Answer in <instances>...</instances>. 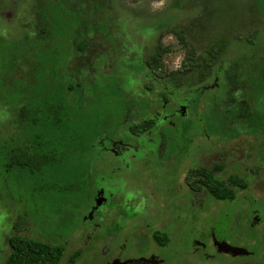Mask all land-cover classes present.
Here are the masks:
<instances>
[{"label": "rangeland", "instance_id": "1", "mask_svg": "<svg viewBox=\"0 0 264 264\" xmlns=\"http://www.w3.org/2000/svg\"><path fill=\"white\" fill-rule=\"evenodd\" d=\"M108 1L109 6L114 8L111 3L118 2L120 10L106 7L110 19L98 1V4H92L98 18L95 21L87 19L84 31L76 38L79 16L68 5V2L75 3V0H47L46 6H54L51 9L53 16H56L49 44H42L39 39L26 45L23 40L13 39L19 30L17 19L20 17L17 16L12 22H5L0 17V28L12 32L8 39H0V52L7 56L9 52H24L25 48L32 49V52H44V56L57 52L54 61L56 69L61 72L68 52L73 50L75 38V45L80 42L86 44L80 60L85 67L62 81L75 87V90L79 85L81 91L78 98L74 96V91L68 94L69 99L59 105L62 113H65L63 108H67L68 124L55 144L53 136L49 135V124L42 119V101L34 104L29 97L28 100L21 99L23 80H15L14 86H2L0 82V102L4 101L7 104L5 107H9L12 113L11 119H4L6 110L4 104L0 105V246L4 241V245H7L11 236L31 237L32 228V239L65 247L61 264H112L113 255H116L113 247L123 259L139 258L136 264H142L141 258L149 264H264V169L261 171L262 178L246 190L252 197L242 198L248 195H242L236 189L239 195L235 200L216 202L206 192L195 197L186 187L185 196L181 199L183 207L171 212L168 218L163 216V205H167L168 201L156 195L162 190L165 178L162 163L169 162L166 164L169 171L172 165L170 159L183 153L186 147L190 159L179 157L171 172L176 173V177L189 176L191 169L199 164V160L191 157V154L195 155L202 146L211 150L216 134L218 139H222L224 136H235L237 132L246 133L248 149L262 162L261 167L264 166V54L258 57L246 53L237 57L232 63L236 66L233 73H226V79L221 80V83L228 85L225 100L219 98L223 93L222 88L219 91L218 87L208 88L197 110L188 104L186 110L182 107L185 112L180 120L172 118L156 127V131L163 129L160 130L161 143L158 140L160 151L154 157L156 164L153 165L154 169L144 164L137 165L127 184L128 189H136L128 199H120L116 190L107 199L103 195H96L99 189H103L99 179L104 174L111 175L109 163L114 160L112 155L99 154L101 147L97 143L105 136H122L123 123V130H126L129 123L125 121L130 116L131 122L151 116H157L159 121L164 120L159 92L168 91L172 84L167 80L169 88L162 86L160 89L159 84L153 85L148 75L153 70L160 73L182 64L188 48L181 46L174 32L185 33L197 56H204L210 45L222 38L227 40L226 46L232 45L227 52L236 51L235 45L248 44V38L260 49L255 51L249 47L242 52H264V21L253 17L256 15V8L252 7L254 0ZM28 19H31L29 13ZM23 21L26 22L27 18ZM163 24L164 27L160 28ZM96 51L103 52V57H95L91 67H86L93 61V57L89 58L88 55ZM73 52L81 51L74 46ZM156 53H159V60L148 68L149 72L145 75L140 74L136 58L142 56L145 59ZM199 61L197 58L192 70L179 76L181 85L174 88L178 102L193 98L200 85H213L211 69H206L201 75ZM5 62L2 60L0 64ZM46 63L54 64L48 59ZM238 66L246 67L239 69ZM39 78L42 79L41 75L36 76V79ZM151 85L154 88L148 89L147 86ZM28 87L26 90L32 91L33 88ZM33 109H37L38 113H32ZM76 118L83 120V133L93 139V146L86 148L87 157L82 163L87 168V174L81 177L75 176L72 169H65L74 164L70 156H75L67 147L55 149V160L38 161L48 150L47 145L54 144L60 148L67 135L73 137ZM34 120L37 122L35 125L32 123ZM171 123L175 128H167ZM234 142L238 144L237 140ZM228 144L233 145L232 142ZM241 145L245 146L246 141ZM11 157L21 160L11 163ZM30 157L35 162H30L28 169L27 159ZM180 159L184 165L179 163ZM215 165L216 161H212L207 168L213 170ZM36 167L41 169L37 170ZM176 180L180 182L179 178ZM111 182L110 186H106H115L114 181ZM153 205L156 206L155 217L151 216L149 208ZM178 206L179 203H176V208ZM15 211L31 228L24 231L21 225L24 232L15 231L16 225L10 217ZM130 216L135 218L130 219ZM153 231L166 234L167 246L160 248L153 242ZM213 234L219 241L234 247L250 250L248 245L254 246L257 239L262 246L259 254H253L249 259L241 256L234 258L230 254L219 255L212 247ZM206 243L208 249L202 247ZM123 245L128 246L116 249ZM150 247L153 249L148 250ZM73 254H77L74 263L69 260ZM152 254L154 257L151 258ZM5 259L0 260V264Z\"/></svg>", "mask_w": 264, "mask_h": 264}, {"label": "flooded vegetation", "instance_id": "2", "mask_svg": "<svg viewBox=\"0 0 264 264\" xmlns=\"http://www.w3.org/2000/svg\"><path fill=\"white\" fill-rule=\"evenodd\" d=\"M42 1H35V0H0V17L4 19L5 22H12L13 20L16 19L17 16L20 17V19H17L18 23L17 26H19V30L16 33V35L13 37V39H19L23 40L24 42L28 41H34L36 42L41 38V19L38 16V11L37 9L40 8L42 5ZM24 8V9H22ZM28 12L31 14V19H28ZM24 18H27V21L24 22ZM6 29L0 28V39H8L12 32L8 33L5 31ZM35 51V50H34ZM84 53V52H83ZM246 53H251L252 56H258L262 57L264 52H219L216 53V55L211 56V63L210 66L205 67L204 65V59L208 57V53L205 52V55L202 56L199 55L197 56L196 52H185L184 58L182 61V64L176 69L172 70H166L164 72H157L156 70H153L152 72L150 71V77L153 85L156 83L159 84V88L161 89L162 86L165 88H169L170 83L172 84V88L168 89V91L164 92H159V96L163 109L164 110V117L163 121H159L157 116H151V117H145L140 121H143L146 118H155L157 120V124L155 125L156 127L160 126L162 122L167 123L169 122L172 118L178 120L183 117L184 114V108L186 110V106L188 104L192 105L195 110H197V105L198 102L202 99L197 98H191L190 100H186L184 102H178L175 99V90L174 88H178L181 84L179 82L181 75H185L189 73L192 68H193V62L199 58V64L201 67L200 73L203 75L205 73L206 69H211V77L213 78V85L209 86V83L206 85H200L199 88H197L195 91H199L200 94L204 95L208 88H216L218 87L219 89L222 88L223 93L219 98L221 99H226V91L228 92V85H226L225 82L221 83L222 79H226L225 74L230 73L232 74V70H235L236 66L233 65L237 59V57H240L243 54ZM107 54V53H106ZM53 55L57 58V52H53ZM82 53L80 52L78 55H76V52H68V58L66 60L65 67L67 70L74 69L75 67V62L78 60L80 62V59L82 58ZM103 52H92V54L88 55L93 57V61L87 64L88 67H91V65L94 63V58L98 57L102 58L103 57ZM157 56V61L159 60V53L153 54L148 56V58H143L142 56H138L136 59L138 60L139 63V69L140 74L149 72V67L152 66V64L146 63L147 60L150 61V58L153 56ZM40 56V55H39ZM36 52H32V49H28L21 51V52H9V57L7 58L6 64L4 65L3 71L5 74V80L2 82V86H14L16 84L15 80H23L22 86L23 90L26 91V89H29L28 85L32 88L34 87V78H36L35 73L39 72V69L42 65L41 61V56L39 57ZM106 57V55H105ZM155 60V62H157ZM210 61V59H209ZM185 66H189V70L187 72L181 71V69ZM102 67L104 69V63H102ZM246 66H238L239 69H243ZM204 69V70H203ZM176 72V74H174ZM180 76V77H179ZM179 78V79H178ZM136 79V78H135ZM170 82H168V81ZM229 81V79H228ZM41 83V82H37ZM153 85L147 86L148 89L154 88ZM40 86V84H39ZM211 89V90H212ZM28 91V90H27ZM26 91V92H27ZM25 94H22L23 100H28V96ZM9 93H11V88L9 90ZM4 104V105H3ZM0 105H3L5 107V102L2 101L0 102ZM184 107V108H182ZM9 107H5V113H4V119H11L12 113L11 110H8ZM184 111V112H183ZM188 114V113H185ZM195 114V113H194ZM23 114H21V117ZM131 117V116H130ZM130 117L125 121L128 122L131 121ZM139 121V120H135ZM220 121V119H219ZM134 120L132 121V123ZM156 127H154L151 131L147 132H141L137 133L133 130L130 129V125H127L126 130L124 129V123L122 127V136H114L113 138H110L108 136H105L102 138V140L97 143V146L101 147V152L99 154H108L112 155L114 160L109 163V167L111 169V175L106 176L104 174L100 179H99V184L103 185V189H99L96 192V195H103L104 198L107 199L108 195H111L114 190H116V194L118 193L119 197L121 196L120 199L125 201V199L129 198V195L133 192L135 187L129 188L127 187L128 180L130 181L131 175L134 174L135 169L137 168L138 164H144L148 165L152 169H154V157H156V153L160 151V143H161V134L160 130L162 131L163 129H160L156 131ZM167 128H175L174 124H168ZM160 133V134H159ZM217 134L214 136L215 141L213 143V148L211 150L208 149H203L205 148L202 146V148L197 149V152L195 155L193 153L191 154V157H196L197 161L199 164L197 165L196 168L193 169H201V170H206L208 173V178L212 174V178L216 179L217 181L223 182L227 185V187L235 192L236 189L240 190L242 192V195H248L247 197H242V198H250L253 195L251 193H248V189L251 186V184L254 185L256 181L261 179L262 174L261 171L264 169V166L261 167V161L258 160L257 158L254 157V154H251L250 150L248 149L249 142L247 141L249 138L246 133L242 132H237L235 136H224L222 139L217 138ZM118 137V138H116ZM136 139V140H134ZM208 139H212L208 138ZM207 139V140H208ZM160 140V143L158 142ZM235 140L238 141V144L234 142ZM213 141V140H212ZM246 141V145L243 146L241 145L243 142ZM233 143V145H229L228 143ZM216 143V144H215ZM158 147V149H156ZM239 153V154H238ZM179 157H182L183 159H190V157L187 156V148L184 147V152L178 154L177 156H174L172 159V165L170 166V170L167 171V161L162 163L163 167V173L164 177L163 178V185H162V190H159L156 195L162 197L163 199L167 200V205H163V216L165 217H170L171 212H176L179 211L183 205L181 199L184 198L185 196V189L186 187L189 188V190L192 192V194L197 197L200 193L206 192L204 188V184L202 180H200L197 176L192 177L191 179H188V176H184L183 178L181 177H176V173L171 172V169L174 168V165L177 163V159ZM208 159V160H206ZM196 161V160H195ZM194 161V162H195ZM212 161H216L215 166L212 167L214 170H209L207 168V164L211 163ZM179 163L181 165H184L183 160L180 159ZM157 168H160L157 166ZM216 174L214 175V173ZM114 174L116 175V178L114 177ZM174 175V177L171 176ZM227 175V176H225ZM180 179V182H177L176 179ZM198 178V184H197V189L195 190L194 187L191 186V183L189 181L197 180ZM235 178L236 180H239L243 182L246 185V188H239L238 186H235L233 182H231V179ZM111 181H114L115 186L107 187L106 185L108 184L109 186L111 185ZM131 183V182H130ZM132 185V184H131ZM247 190V191H246ZM149 194L150 196L154 195ZM206 194H208L206 192ZM210 195V194H209ZM239 195V194H238ZM235 192V196L237 198L238 196ZM211 196V195H210ZM131 197V196H130ZM212 197V196H211ZM213 198V197H212ZM235 198V199H236ZM214 199V198H213ZM216 200V202H231V201H222V200ZM171 201V203H169ZM176 203H179L178 208H176ZM151 209V216L155 217L154 213L156 212V206H150ZM158 210L159 205H157ZM11 210V209H10ZM12 210H15L12 208ZM141 212V210H138ZM9 212V210L7 211ZM10 214V217L14 220V224L16 225L15 231L19 232H24L27 231V228L30 227V224L27 223L26 221L23 222L20 219V214L15 211ZM24 227V231L22 230V226ZM31 228V227H30ZM32 231V236L33 237V229L31 228ZM15 236H20L21 235H15ZM212 247H215L216 251L218 252L217 254H230V253H223L218 251L217 244L219 242L221 243H226L224 241H219L217 239V236L215 234L212 235ZM13 237V236H11ZM10 237V238H11ZM31 237H23V238H31ZM9 238V239H10ZM7 240V245H4L6 241L2 242L0 246V260H4L7 254V257L11 253L12 249V244ZM129 244V242H128ZM228 244V243H226ZM131 245V243H130ZM128 245H123L120 247H116V249H124ZM167 246V245H166ZM262 246L261 242L259 239H257V242L254 246H249L251 249H246L247 254H239V255H231V257L238 258L239 256L243 257V259H249L252 258V255L255 254L256 256L260 252V247ZM159 247V246H158ZM165 247V246H163ZM160 247V248H163ZM202 247L204 249H208V244H202ZM234 247V246H233ZM243 248V247H241ZM152 250L153 248H149L148 250ZM113 253L116 255H113V263L112 264H136L139 263V258L135 259L134 257L130 258H124L121 254H118V250L114 251V247L112 249ZM131 251V248H130ZM131 255V253H130ZM6 257V258H7ZM127 257V256H126ZM151 258L154 257V254L150 256ZM248 257V258H246ZM140 263L142 264H149L146 259L141 258ZM135 262V263H134Z\"/></svg>", "mask_w": 264, "mask_h": 264}, {"label": "trees", "instance_id": "3", "mask_svg": "<svg viewBox=\"0 0 264 264\" xmlns=\"http://www.w3.org/2000/svg\"><path fill=\"white\" fill-rule=\"evenodd\" d=\"M35 1H42L43 4L40 6V8L37 9L38 16L41 19V38L39 42L47 43L49 44L51 41V35L53 34L54 30V12L51 8H48L46 6L47 0H35ZM100 3L98 4L97 3ZM97 3L99 6L103 7L102 9L108 13V16L110 19H112L109 15V10L106 7H110V3L108 0H75V3L68 2V5L71 9V11L78 15V22H76V30L75 35L76 38L81 35V33L84 31L85 23L87 19H92L93 21L98 18L96 16L97 12L96 9H94L92 4ZM114 7H110L111 9L114 8V11L119 9V3L116 1H113L111 3ZM80 5H84V7H80ZM253 9L256 8V11L253 15L254 19H259L261 21H264V0H254ZM57 10V8H56ZM120 10V9H119ZM90 11L92 13H90ZM29 13V12H28ZM82 19V21L80 20ZM98 21V20H97ZM164 24L160 27L163 28ZM94 32V31H93ZM176 37L178 38L179 43L182 47L188 48L187 52H195V48L193 45H191L185 36V33L183 31H175L174 32ZM90 36H87L89 38ZM75 38L74 46L77 47L78 50L83 52L85 51L86 44L80 42L78 45H75L77 42V39ZM226 39L222 38L220 40L215 41L210 47L206 50L208 53V57L204 59V65L205 67L210 66L211 63V56L216 55V53L223 52L225 50L226 52L230 50L232 45L226 46ZM253 40L248 38V44H241V45H235L236 51L234 52H242L245 49H248L249 47H252L253 50L258 51L260 49L259 45L252 43ZM30 42V41H28ZM28 42H25L27 45ZM252 45H251V44ZM24 44V45H25ZM73 46V50H74ZM258 49V50H256ZM72 50V52H73ZM163 51H166V49H163ZM80 52H76V55H78ZM36 54L41 56L42 63V71L35 73V76L41 75L42 79H36L34 78V87H32V91H25L21 90L22 94H25L30 98L31 102L34 104H39V101H42V105L44 106V111L41 110L42 113V119L44 120V123L49 124V135L53 136L54 144L57 141V138L60 137L62 130H66L67 128V108H63V111L65 113L60 112L61 109H59V105L65 103L64 101L66 99H69L68 94H71L73 91L74 96L77 98L79 97V91H81V87L78 85L77 90H75V87L70 85H65L62 83V81L65 80L66 77L74 76L78 71L82 69V67H85L81 64V61L79 62L76 60L74 69L67 70L65 65L63 67V71L58 72V69H56V64L54 61L55 55H53V52H50L49 54L43 55L44 52H36ZM39 56V57H40ZM9 57L7 54H1L0 52V62L2 60H6ZM49 60L52 63H46V60ZM210 59V61H209ZM81 60V59H80ZM157 61V56H153L150 58V61L147 60L146 63L152 64L153 62ZM6 64V62H5ZM0 64V82L2 83L5 80V74L3 71L4 65ZM66 64V62H65ZM86 67H88L86 65ZM189 70V66H185L181 69L183 72H187ZM59 73V74H58ZM176 74V72H174ZM41 81V83H38ZM40 84V86H39ZM2 85V84H1ZM203 95L200 94L199 91L194 92V97L200 99ZM67 101V100H66ZM63 102V103H62ZM199 103V102H198ZM24 112V111H22ZM32 113H38L37 109H33ZM82 119L76 118L75 126L73 128L72 138L71 136L67 135L66 141L63 143V146L60 148H57L54 144L47 145V151H44L43 156L38 158V161H49V160H55V149H62L64 147H67L70 150V153L75 154V156H70V158L73 161V165L70 167H67L65 169H72V172L77 177L86 176L87 174V168L82 166L83 161L87 157L85 155V150L87 147H92V137H87L83 133V123ZM32 123L35 125L36 120L32 121ZM157 124V120L153 118H146L143 121H134L133 123L129 121L130 129L137 132H147L151 131L155 125ZM21 160V158H15L11 157L10 161L11 163H17ZM28 166L26 168H30V162H35L33 157H30L27 159ZM37 170H40L41 167H36ZM64 169V170H65ZM31 170V169H30ZM89 170V167H88ZM32 172L34 170H31ZM206 170L201 169H191L188 179H191L194 176H197L200 180L203 181L204 188L208 194H210L214 199L222 200V201H233L235 200V192L231 191L227 185L223 182L217 181L216 179L212 178V174L209 176L207 175ZM89 174V173H88ZM198 178L197 180L189 181L191 183V186L197 189L198 184ZM231 182L234 183L235 186H238L239 188H246V185L236 180L235 178L231 179ZM135 216V215H134ZM133 216H130V219H132ZM135 218V217H134ZM133 218V219H134ZM153 242L159 246L163 247L168 244V238L165 233L159 232V231H153L152 235ZM9 241L12 244V249L10 255L5 259L3 264H61L62 260L65 256L66 250L65 247L62 245H52L46 242L37 241L32 238H23L20 236H13L9 239ZM77 254H73V256L70 257V262L74 263L76 260Z\"/></svg>", "mask_w": 264, "mask_h": 264}, {"label": "water", "instance_id": "4", "mask_svg": "<svg viewBox=\"0 0 264 264\" xmlns=\"http://www.w3.org/2000/svg\"><path fill=\"white\" fill-rule=\"evenodd\" d=\"M218 251L223 252V253H230L234 256L239 255V254H246L247 250L241 247H233L229 244L226 243H221L219 242L217 244Z\"/></svg>", "mask_w": 264, "mask_h": 264}]
</instances>
